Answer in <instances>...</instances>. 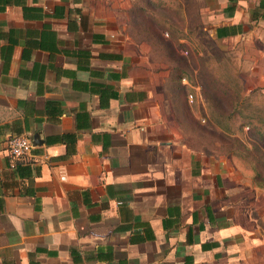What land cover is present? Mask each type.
I'll return each mask as SVG.
<instances>
[{"label": "crops", "instance_id": "1", "mask_svg": "<svg viewBox=\"0 0 264 264\" xmlns=\"http://www.w3.org/2000/svg\"><path fill=\"white\" fill-rule=\"evenodd\" d=\"M156 1L185 19V0H0V264H264L258 204L203 138ZM193 1L264 87V0ZM179 20L162 25L194 29ZM15 136L32 146L10 168Z\"/></svg>", "mask_w": 264, "mask_h": 264}, {"label": "rangeland", "instance_id": "2", "mask_svg": "<svg viewBox=\"0 0 264 264\" xmlns=\"http://www.w3.org/2000/svg\"><path fill=\"white\" fill-rule=\"evenodd\" d=\"M152 6L155 23L164 27L163 44L181 68L174 74L186 77L192 87L188 103L200 110L203 138L212 145L216 140V153L227 160L233 185L250 188L249 201L258 204L251 214L260 215L264 231V87H247L243 77L249 62L254 63L247 61L254 53L241 46L227 50L225 43L211 37L204 29L205 20L198 18L201 5L193 0H185L182 20L175 14L181 7L173 1H156ZM169 9L172 18L166 20ZM178 20L194 29L183 32L177 24L171 25ZM168 21V27L162 25Z\"/></svg>", "mask_w": 264, "mask_h": 264}, {"label": "built area", "instance_id": "3", "mask_svg": "<svg viewBox=\"0 0 264 264\" xmlns=\"http://www.w3.org/2000/svg\"><path fill=\"white\" fill-rule=\"evenodd\" d=\"M188 101H191V96H188ZM7 151L9 167L14 168L16 162L26 160L30 156L31 142L25 137H11L7 142Z\"/></svg>", "mask_w": 264, "mask_h": 264}, {"label": "trees", "instance_id": "4", "mask_svg": "<svg viewBox=\"0 0 264 264\" xmlns=\"http://www.w3.org/2000/svg\"><path fill=\"white\" fill-rule=\"evenodd\" d=\"M232 1H234V0H232ZM259 10H260V11L262 10L260 17H261L262 19H264V4L259 3ZM216 37H217V38H220V35H218V33H217V34H216ZM19 162H20V161H19ZM16 165H17V162L15 163L14 167H15Z\"/></svg>", "mask_w": 264, "mask_h": 264}, {"label": "water", "instance_id": "5", "mask_svg": "<svg viewBox=\"0 0 264 264\" xmlns=\"http://www.w3.org/2000/svg\"><path fill=\"white\" fill-rule=\"evenodd\" d=\"M31 146H32V143H31Z\"/></svg>", "mask_w": 264, "mask_h": 264}]
</instances>
